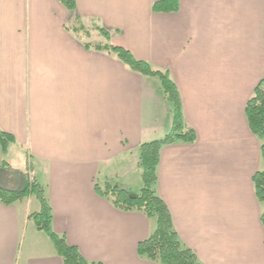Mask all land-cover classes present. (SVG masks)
I'll use <instances>...</instances> for the list:
<instances>
[{
  "label": "crops",
  "instance_id": "crops-1",
  "mask_svg": "<svg viewBox=\"0 0 264 264\" xmlns=\"http://www.w3.org/2000/svg\"><path fill=\"white\" fill-rule=\"evenodd\" d=\"M159 1L76 0L69 12L57 0H0V131L14 138L12 163L34 171L52 230L87 262L157 264L136 252L154 222L115 209L94 186L139 192L138 147L169 132L170 105L158 81L84 48L74 18L89 36L97 24L111 45L169 73L195 133L192 144L163 146L156 172L180 242L201 264H264L252 184L264 165L244 114L264 74V0H177L176 12L153 13ZM17 173L0 187L21 188L28 177ZM31 198L0 203V264H62L28 228L40 207L32 212Z\"/></svg>",
  "mask_w": 264,
  "mask_h": 264
},
{
  "label": "trees",
  "instance_id": "trees-1",
  "mask_svg": "<svg viewBox=\"0 0 264 264\" xmlns=\"http://www.w3.org/2000/svg\"><path fill=\"white\" fill-rule=\"evenodd\" d=\"M67 11L76 10V0H57ZM178 10L177 0L154 2L153 13H173ZM92 29L109 42L110 33L97 24ZM76 33H82L87 39L89 32L82 25L80 18H74ZM87 50L105 52L121 62L126 69L145 77L157 79L164 99L170 105L171 127L169 132L158 140L142 143L138 147V167L141 170L142 187L135 195L126 190L105 183L102 188L95 185V193L110 201L112 206L123 212L134 211L142 213L148 220L154 222V229L148 237L138 243L137 255L157 264H201L195 254L185 247L173 229L170 213L156 192L157 166L159 152L163 146L178 143L192 144L196 140L195 133L184 122L181 99L177 87L167 71L156 69L150 64L137 60L126 49L106 44H83ZM245 118L252 135L260 142V159L264 165V74L255 86L244 109ZM14 138L0 131V147L6 152ZM4 169V168H3ZM254 194L261 206L260 223L264 229V169L252 177ZM34 197L39 203V211L31 213L29 218L36 229L45 233L53 244L56 255L62 264H98L87 262L74 246L66 243L64 236L57 235L51 228L52 212L46 199L44 188L37 181H28L19 189L0 187V203L5 206Z\"/></svg>",
  "mask_w": 264,
  "mask_h": 264
},
{
  "label": "rangeland",
  "instance_id": "rangeland-1",
  "mask_svg": "<svg viewBox=\"0 0 264 264\" xmlns=\"http://www.w3.org/2000/svg\"><path fill=\"white\" fill-rule=\"evenodd\" d=\"M88 29H91V28H88ZM76 36L80 37L82 40H86V38L84 37L82 33H78V35ZM87 41L92 45H96L100 43L101 44L109 43L102 36H100L97 32H94L93 34H91V36L87 38ZM150 78L155 80V82H157L156 78L154 77H150ZM12 157L14 158L19 157L15 147L10 145L6 152L2 151L0 147V186L9 187V186L15 185V183L17 182L15 174H18L17 173L18 171L21 173H24L25 176L28 177V181H31V180L37 181V176L34 173V171L28 170L25 163L21 161L22 159H20L19 166H17V164L12 163ZM3 168L4 169L8 168L7 169L8 171L7 170L3 171ZM102 185H103V180L101 179L100 186L103 187ZM131 195H135V193H132ZM28 207L29 209H31L32 212L34 211V209L38 208V202L34 197H32L30 201L28 202ZM28 228H33L35 232H40L36 229L32 220L29 221ZM40 234H41L40 235L41 240H46L48 243H50L51 246H53L52 242L50 241V239L45 233L41 232ZM25 246H26L25 240H23V238H20V243H19V248H18V253H17L18 260L22 258L24 250H25Z\"/></svg>",
  "mask_w": 264,
  "mask_h": 264
}]
</instances>
